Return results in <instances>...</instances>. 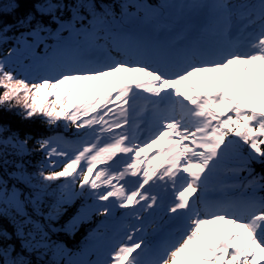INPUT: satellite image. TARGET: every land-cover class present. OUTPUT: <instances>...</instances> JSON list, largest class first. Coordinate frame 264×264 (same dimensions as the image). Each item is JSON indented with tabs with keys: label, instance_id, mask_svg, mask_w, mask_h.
I'll return each instance as SVG.
<instances>
[{
	"label": "snow or ice",
	"instance_id": "snow-or-ice-1",
	"mask_svg": "<svg viewBox=\"0 0 264 264\" xmlns=\"http://www.w3.org/2000/svg\"><path fill=\"white\" fill-rule=\"evenodd\" d=\"M111 7L37 0L34 12L6 23L20 3L5 11L0 2V44L13 28L28 29L17 37L27 50L34 47L27 36L57 39L21 74L12 67L15 49L0 59V107L83 134L76 146L59 136L37 140L45 162L29 174L10 157L22 161L30 137L5 135L10 130L0 124V222L13 228L0 223V264H60L46 259L67 254L52 240L53 225L76 196L93 203L65 230L90 212L123 209L130 222L96 260L86 258L90 248L68 264H264V171L254 167L264 168V0L185 4L207 10V22L191 39L170 41L113 31ZM170 7L169 0L139 6L148 21ZM82 12L91 14L87 25ZM9 165L13 171H4ZM36 175L41 183H33ZM8 178L28 190L9 187ZM62 179L60 195L47 204L50 186Z\"/></svg>",
	"mask_w": 264,
	"mask_h": 264
},
{
	"label": "trees",
	"instance_id": "trees-1",
	"mask_svg": "<svg viewBox=\"0 0 264 264\" xmlns=\"http://www.w3.org/2000/svg\"><path fill=\"white\" fill-rule=\"evenodd\" d=\"M0 2L3 3L5 11H7L8 7L13 5L15 2L20 3V8L14 15L4 17L6 23H14L15 20L23 17L27 13L34 12L35 10L33 8V4L36 3L37 0H0ZM105 3L106 5L112 6L111 10L114 12L115 21L117 22L115 25L119 24L120 21L124 19L125 16H122V13L125 11L131 14L130 17L140 19L149 25L154 24L158 31L160 30L159 25L163 24L162 18H160L159 21L146 20L145 13L139 8L142 4L157 7L162 3V0H105ZM81 14L85 16L83 23L87 25L91 20V14L88 12H82ZM69 15L70 13H65L64 17L67 18ZM109 19L111 20L112 18L110 17ZM45 23H47V20H45ZM51 27L53 31H55L57 26L53 24ZM27 31V28H13L12 31L8 33L9 39L3 44H0V59L5 58L8 55L9 50H24V54L12 63V67L15 69L17 74H21L22 66H31L33 64V55L44 57L45 55L50 54L52 50L57 47V39L55 36H49L47 33H42V36L44 37L42 42H37L34 37L27 36V44L34 45L31 50H27L24 41L17 40V37L20 36L21 32L26 33ZM60 35L64 38V40H69L70 38L67 31L62 32ZM100 43H104V41L101 40ZM113 55H116L117 59L121 58L116 53H113ZM0 92H2V89H0ZM21 112L22 110L19 107H14L11 110H8L7 105L0 107V124L7 126L10 130L9 133H5V135L16 133L19 135L20 139L30 137L27 144L29 151L27 154L23 155L22 161H20L19 157H10V159H15L17 162H22L29 174H37L40 171L41 164L45 162L44 152L35 150L38 147L36 144L37 140L59 136L73 146H76L83 136L82 133L77 132L74 126H66L63 121L59 122L56 126L49 127L40 117L23 119ZM245 152H247L246 146ZM254 167L256 172L264 171V168L260 165H254ZM57 170H59V168ZM4 171L12 172L13 167L9 165V167ZM244 175H246V173H241L242 177ZM41 182L42 181H40L38 175H36L33 179V183ZM63 182L64 181L62 179L52 183L49 188V192L52 193V195H49L46 198L47 204L55 203L56 198L60 195L59 186ZM8 184L9 187L15 184L24 191L28 190L23 184L17 183L11 178H8ZM73 189L76 192L79 191L78 186ZM92 203L93 200L91 198L85 199L83 196H77L72 203H67L63 206L62 214L53 225L58 231L52 235V240L62 244L67 250V254L61 257H56L49 252L46 257L47 260L53 261L59 259L60 264H68L71 260L68 257L78 256L80 259L84 258L81 254L84 253L86 249L90 248L95 250L90 251L86 258L96 260L98 253L102 254L110 247L112 233L115 228L118 227V224L121 223L120 215L124 212L123 209H117L112 216H103L90 212L89 218L80 221L75 228L65 230L73 218L81 213L82 209L86 210V206ZM45 211H47V207H45ZM124 221L125 224L130 222L125 219ZM0 223H2V226L7 229L8 232H13V228L8 220L5 219ZM120 235L121 233L112 237L119 239ZM10 242L16 245L17 252L21 251L20 242L18 240L13 239ZM32 259L35 260V256H33Z\"/></svg>",
	"mask_w": 264,
	"mask_h": 264
},
{
	"label": "rangeland",
	"instance_id": "rangeland-1",
	"mask_svg": "<svg viewBox=\"0 0 264 264\" xmlns=\"http://www.w3.org/2000/svg\"><path fill=\"white\" fill-rule=\"evenodd\" d=\"M194 2H197V0H169V3H171L173 7L164 9L161 18L163 19V24H167L171 27V31H158L156 26L146 24L142 20L134 17H124L119 24L113 25V31L119 32L123 30L124 32L131 33L136 37L145 40L160 39L170 41L177 39L181 34L188 38L190 36V31L198 25V19L201 18L205 11H207L205 9L182 7L185 4L191 5ZM70 39L71 37L69 40ZM23 54L24 50H16V54L12 57L13 62L18 60ZM70 191H74V189H71ZM76 197H73L70 203H72ZM123 214L124 212L120 215L121 223L115 228L112 236L120 233L122 234L123 226L125 224L124 219H122ZM112 236L111 238H113ZM68 258L71 260L80 259L78 256H71Z\"/></svg>",
	"mask_w": 264,
	"mask_h": 264
},
{
	"label": "bare ground",
	"instance_id": "bare-ground-1",
	"mask_svg": "<svg viewBox=\"0 0 264 264\" xmlns=\"http://www.w3.org/2000/svg\"><path fill=\"white\" fill-rule=\"evenodd\" d=\"M151 25L155 26L154 24H151Z\"/></svg>",
	"mask_w": 264,
	"mask_h": 264
}]
</instances>
